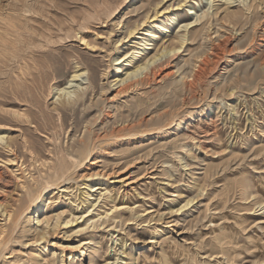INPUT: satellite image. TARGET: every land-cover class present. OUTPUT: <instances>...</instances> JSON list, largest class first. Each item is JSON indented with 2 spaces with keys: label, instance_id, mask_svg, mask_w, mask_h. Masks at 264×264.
<instances>
[{
  "label": "rangeland",
  "instance_id": "1",
  "mask_svg": "<svg viewBox=\"0 0 264 264\" xmlns=\"http://www.w3.org/2000/svg\"><path fill=\"white\" fill-rule=\"evenodd\" d=\"M191 1L219 10L211 26L193 29L155 73L119 92L114 78L129 63H120L124 52L139 57L143 47L137 38H119L150 0H0V132L14 144L12 152L0 142V204L36 199L0 250V264H105L116 256L114 264H264V2L245 11L241 0ZM190 12L182 6L164 20L172 28V15L182 24L195 19ZM156 24L166 38L183 31ZM76 65L87 69L79 87L87 91L84 101L55 109L62 98L57 87L77 90L79 80L69 81ZM246 68L259 74L233 82ZM84 130L94 146L81 161L75 143ZM63 165L73 173L59 185L69 191L55 192L61 186L48 179ZM98 181L111 183L115 202L137 203L138 212L125 209L102 229L77 231L76 220L49 226L41 237L43 226L33 220L41 197L52 200L51 222L71 212L83 213V222L96 209L77 206V197L87 182ZM189 197L192 203L178 211ZM111 203L102 194L98 211ZM150 206L162 217L145 221L143 208ZM3 219L0 208V224ZM89 234L90 243L71 247Z\"/></svg>",
  "mask_w": 264,
  "mask_h": 264
},
{
  "label": "bare ground",
  "instance_id": "2",
  "mask_svg": "<svg viewBox=\"0 0 264 264\" xmlns=\"http://www.w3.org/2000/svg\"><path fill=\"white\" fill-rule=\"evenodd\" d=\"M165 1H167V0H154L153 2H151V0H150V3L148 4V6H146L144 8V14L141 16L140 19L138 18V20L132 25H127V24L125 25V28H126L125 34H124V36L122 35L119 38V41H122L126 37H130L129 40H132L133 38H137V39H135L136 43L137 42L141 43L143 45V47H142V50L140 49L141 51H139L140 52L139 57H136V56L130 57L131 54H128L129 51L124 52L125 56H124V58H121L122 60H120L121 61L120 63H122L124 60H128L129 63L128 64H121V66H118L117 67L118 74L114 78L115 84H118V86L120 87L119 92L130 90V89L140 85L145 79L149 78V76L151 74L155 73V70L159 66V64H162L161 63L162 59L166 55L171 54V52L178 51V49L181 48L182 45H184L185 41H187L190 38L191 33H193V31H192L193 29H195L196 27H199V26H200L199 30H202L204 28H208L209 26H211V24L213 22L214 18H212V17H214V15L219 12L218 9L216 11L212 10L211 12L209 10H205V9L203 10L201 8L202 6L200 8H197L195 5L196 3L194 4V2H192L191 0H170V3H168L166 5L163 4L161 6L162 2L166 3ZM235 1H237V0H224V2L227 3L228 5H231ZM241 2H243V5H242L243 9L245 11H250L255 6L261 5L264 2V0H241ZM186 5L188 6L189 10H191L190 13H193L196 15L195 19L189 20V21L186 19V21L181 24V22L178 21L179 20L177 18L178 16L172 15V19H171L172 23H174L176 21V23H175L176 25L172 26L173 24H171L172 28H169L170 26L168 24H166V22H165L166 19L164 20V16L167 17L168 15L175 13L177 11V8L182 7V6H186ZM200 9H202V12L199 13ZM195 15H193V16H195ZM233 15H235L237 17L238 13H233L231 16H233ZM215 16H217V15H215ZM155 22L158 24V28L161 31H169L170 32V30H168V29L172 30V29H175L177 26H180L183 29V31L181 32L179 30L180 32H178L177 35H175V37L171 36L172 37L171 39L166 38L167 36H165V35L161 36V34L157 33V31L153 28ZM218 30L219 29H215L214 31L217 32ZM81 38L84 39V41L86 43H88V41L85 40L84 36H81ZM158 39L160 40V42L155 43V41ZM152 40H154V41L151 42ZM136 43L133 45L136 46L137 45ZM152 44H154L153 47L150 46ZM151 48H154V51L152 50L153 52H150ZM148 49L150 51H147ZM134 51L135 50H132V52H134ZM116 59L118 61V59H120V56H117ZM240 63H243V60H239L237 62V64H240ZM49 66L53 67L52 64ZM86 73H87V69L79 67V65H76V68L72 72V74L70 76L71 78L69 79V81L71 82L74 80H79L78 81L79 83H77V84H79V85H77V90H76V88L70 89V87H72L74 84H72L70 86L66 85V86H62V87L61 86L57 87V90L59 91L58 96H60V97L62 96V98H61L60 102L57 104L58 106L55 107V109L63 110L66 107H68L69 105L77 103L78 101H80V102L84 101V98L86 96L87 91L86 90L81 91L79 87H80V84H82V82H83L81 80V78L83 79L85 77ZM258 74H259V72L256 68H254L250 71L246 68V70L242 71L240 74H237V76L233 79V82L238 83L241 80L253 79ZM46 77H44V79ZM39 84H41V83L38 82V85ZM89 84H90V82H89ZM42 85H43V83H42ZM44 86H45V84H44ZM81 87L83 88V86H81ZM41 91H43V90H41ZM92 92H94V91H92ZM16 113H19V112H16ZM122 128L123 127H121V129ZM124 130H122V131H124ZM87 136H88V134H86V130H84L83 135L81 136L79 141H77L75 143L78 147L76 150L79 151L78 154H79V158L81 159V161L87 159L90 156L92 149H93V146H94L93 145L94 143L92 144L90 142V140H88L89 138ZM5 140H6L5 146L8 147L9 150L13 152V150H14L13 145L14 144H13L12 140L9 139L8 134L6 135V133L0 132V142H3ZM75 148H76V146H75ZM71 151H73V150H71ZM15 157H17V155ZM93 161H95V160H93ZM71 169L72 168L70 166L63 165L61 167V170L58 171L59 173L57 172L58 174L54 173L55 175L53 174L52 176H49L48 183L52 182V184L55 186H58V187L61 186V187H59V191H55V192L69 191L68 188L64 187L63 185H59V184H60V182H66V181L68 182L69 180L71 181L72 173H73V172H70ZM99 174L100 173L98 171H96V172H90L87 175H88V177L89 176L93 177V176H97ZM33 178L34 177H32V179ZM24 181H26V180H24ZM24 181L22 184H23L24 188H26L25 189L26 192H28L29 194L31 192H34V190H32V187L28 186L29 184L28 185L25 184ZM120 181H122V184H123L125 181V178H121ZM84 187H85V189H83L80 192V195L77 197V199L80 198V201L77 203V206H80V204L82 203V204H85V206H86L85 208H83L85 211L90 212V211H93L95 209H96V211L94 213H85L84 216L86 218H84L83 222H78L79 217H82L83 213H81V215L79 217H76L77 214L74 216L73 212H71L69 218H64V219H61V215L57 214L55 216L56 217L55 222L54 223L51 222L53 217H51L48 214L47 205L52 200L49 196L40 198V200L36 204V209H35L34 214H33V220L35 221L34 223H38L39 225L43 226V229L41 230L42 232H40L41 237L46 236L49 226L57 227V226H60L61 224L69 225L70 223H73L75 220L77 221V224H75L73 227H77V231L89 230V228L91 226H92V229H102V228H100V226L106 222L108 224L114 223L117 221L116 220L117 218H119L118 221H120L121 220V214L119 212H121V211L123 212V211H125V209H127V210H130L132 213V210H135L133 208L138 207L137 203H133L134 206H130L125 202H123V203L115 202L117 195L114 194V190L111 186V183H109V182H105V181H98V182H92V183L87 182L83 186V188ZM44 188L45 187H42L41 189L38 190V192H36L38 197L41 195ZM132 188H134V187H132ZM102 194H104V196H106V198H110V201H112V203H111V207H109V210H103L102 212H100V211H98L97 207L99 206V203L102 201ZM172 194L177 195L176 192H174ZM34 199L35 198H31L29 203L26 206L22 205L21 197H17V200H20L19 203H17L16 205L13 203L11 205V207H1L2 205L0 204L1 213L4 215V219H3L4 223L0 224V237H4V235H7V236H5L6 239L3 240L4 242L0 240V250H2L3 246H5L7 243H9V241L11 240L10 238H12L11 236H13L15 233H17V229L21 223L22 216L24 215V212L26 211L27 207L29 208L31 203H34L36 201V199L35 200ZM192 201H193V198H191V197L187 198L185 203L183 205L181 204V206L178 208V211H180L179 209H182L185 206L192 203ZM73 203L74 202L71 201V204L67 203V204L61 205L60 207L62 210H60V213H63L67 209L66 208L67 206L69 207V206L74 205ZM107 203H109V202H107ZM144 209L146 210V212H144V213L147 216L144 219L145 221H151V219L156 217L157 215L161 218L163 215V213L160 212L159 209H154V206H150L147 208L145 207V208H143V210ZM171 209H172V207H171ZM117 212L119 214H116ZM137 212H138L137 210L133 211L132 215L136 214ZM138 215H141V214H138ZM176 220L178 221V219H176ZM67 231H68V229H67ZM155 232L156 233L159 232L157 227H155ZM90 234H92V232ZM90 234L88 236H86L85 239L81 240L78 244L74 243V245L71 247L76 248V247H79L80 245H85L87 243H90V241H91V239H89V238H91ZM114 240L116 241V238H114ZM153 240L154 239H152L151 241H153ZM70 256H72V255H70ZM72 257L75 258L76 255L75 256L73 255ZM117 259H119L118 256H116L115 260L107 261L105 264H114ZM63 261H64V258H61V263Z\"/></svg>",
  "mask_w": 264,
  "mask_h": 264
}]
</instances>
